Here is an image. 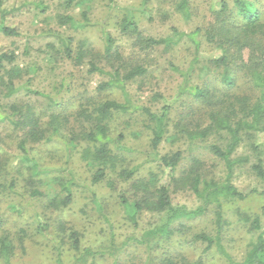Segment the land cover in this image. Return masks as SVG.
Segmentation results:
<instances>
[{
    "label": "trees",
    "instance_id": "1",
    "mask_svg": "<svg viewBox=\"0 0 264 264\" xmlns=\"http://www.w3.org/2000/svg\"><path fill=\"white\" fill-rule=\"evenodd\" d=\"M4 1L0 0L3 20L10 14L3 7ZM108 1L115 6V0ZM168 1L175 12L191 17L189 0ZM88 2L90 0H66L65 6L68 9L89 7ZM211 16L212 20L204 27L190 32L174 29V35L159 39L144 35L133 11L124 13L118 21L121 38L132 42L133 51L128 55L131 62L137 56L135 51H155L162 45L170 51L185 40L194 48L188 69L181 72L179 98L166 102L156 111L134 101L129 90L137 83L142 89L150 69L144 64L130 65L124 56L125 50L112 33L102 30V50L89 39L82 40L75 49L73 39L62 36L59 37L61 49L48 45L54 52L50 56L54 63L48 64L51 70L68 60L77 67L87 64V74L101 79L94 91L80 92L81 101L76 110L71 111L73 105L64 107L51 94L34 92L46 97L52 107L38 112L34 105L10 103L4 106L5 113H0V120L9 119L22 134L18 143L21 165L14 167L10 189L20 195L28 194L38 205L35 215L40 213L45 219L33 229L32 224L20 226L25 223L9 229L3 214L0 215V264H13L19 254H27L34 236L43 239L46 247L55 252L56 264H97L106 257L113 258V264H124L119 253L130 241L145 249L146 264H154L156 258L157 264H202L201 261L188 262L184 254L174 255L165 249L174 237L186 235L193 228L191 223L205 218L210 211L214 214L213 232L194 234L190 245L201 243L204 255L219 252L229 264H264V232L259 233L242 262L230 257L223 241L229 224L227 208L233 209L241 220L251 222L252 230L258 232L262 228L259 214L250 216L235 209V204L258 197L263 200L261 211L264 214V190L255 188L245 193L234 181L246 168L264 180V7L260 0H232V3L220 0L212 7ZM58 18L61 26L77 28L91 24L88 10L83 11L82 21L72 15ZM0 32L5 37L20 35L4 22L0 24ZM204 43L213 47L215 54H203ZM39 69L20 67L14 50H0V94L12 98L22 88L23 77ZM196 74L200 82L194 83ZM32 81L29 79L24 86L30 93L33 91L27 85ZM64 86L63 79L56 87L60 90ZM128 133L140 144L131 145ZM144 135L146 143L142 142ZM82 143L79 153L90 167L91 186L106 182L117 191L119 184H125L118 195L119 205L135 226L145 213L159 217V222L145 230L139 239L130 238L119 244L112 233L106 247L85 248L82 233L64 217L66 209L74 202L75 179L56 177L41 161L44 154L59 150L60 144L72 155ZM164 143L170 147L183 144L186 148L172 149L162 155L160 147ZM141 148L153 156L156 169L140 173L142 165H135L129 159V153ZM204 152L205 158L212 157L224 166V177L212 175L202 156ZM253 155L256 163L252 162ZM9 170L0 159V193L6 186L1 178L9 176ZM165 170L167 183L163 181ZM21 178L25 183L23 193L16 190ZM179 191L193 192L201 205L195 209L176 205L173 194ZM16 228L17 231L11 230ZM157 251L163 255L156 257Z\"/></svg>",
    "mask_w": 264,
    "mask_h": 264
},
{
    "label": "rangeland",
    "instance_id": "2",
    "mask_svg": "<svg viewBox=\"0 0 264 264\" xmlns=\"http://www.w3.org/2000/svg\"><path fill=\"white\" fill-rule=\"evenodd\" d=\"M65 1H4L3 7L10 14L4 20L0 15V24L4 22L6 26L17 29L20 35L17 37H5L0 32V50H14L17 55V65L20 67H31V69L40 67V69L36 72H29L28 75L23 77V80L20 81L22 88L12 98H6L0 94V113L2 115L5 113L4 109L6 107L4 106L10 103L34 105L38 112L52 107L46 97L35 95L34 92L51 94L64 107L73 105L70 108L71 111L76 110L81 101L80 92L83 90L94 91L101 77L88 75L89 66L87 64L77 67L68 60H64L55 69L51 70L52 66L48 64L54 63V59L50 58L54 52L50 50L48 45H56L61 49L62 42L59 37L62 36L73 39L75 49L78 47L76 45L82 40L89 39L96 48L102 50V30L104 29L117 38V44L125 50L124 56L129 60L130 65L144 64L150 69V75H147L146 84L142 89L139 88L138 83L130 86L129 90L132 99L139 104L151 107L155 111L159 110L166 102L169 103L179 98V89L183 81L181 72L188 69L194 57V48L191 43L185 40L179 45H175L174 49L170 51L165 49L163 45L155 51H135L137 56L134 57L132 63L128 58L130 51H133L132 42L121 38L117 27L118 21L123 18L124 13L127 14L129 11H133L135 20L140 24L145 33L144 35L158 39L166 38L174 35V29H178L180 32H190L197 27H204L212 20V7L220 0H189L190 18L175 12L168 0H115V6H111L108 0H90L88 2L89 7H74L72 9H68L65 6ZM227 1L232 3V0ZM260 2L264 7V0H260ZM44 7L48 9L47 12L42 11ZM143 9L144 11H142ZM84 10H88L91 24L77 28L69 25L61 26L59 16L72 15L77 20L82 21ZM150 15L151 17L149 18ZM27 50L29 51L28 53L26 52ZM215 52L216 50L206 43L202 46V53L205 55L210 56L215 54ZM49 60L53 61L50 62ZM171 62L174 65H171ZM31 78L33 81L27 86L33 93H30L24 87ZM196 78H198L197 74L194 76V83L200 82ZM63 79L65 86L58 90L57 87ZM156 92L159 94H156ZM161 94L164 96L163 98L159 96ZM115 97L118 96L115 95ZM164 98L167 100L164 101ZM176 114L177 109L174 116ZM73 118L70 119L72 122L75 120ZM68 133V131H65V134ZM21 135V132L15 129L9 119L3 118L0 120V159L3 160L4 167L8 170L10 169V175L7 176L6 174L1 178V181H4L6 186L0 193V215L3 214L9 229L14 228L15 224L20 225L23 223L25 224L20 226L32 224L31 228H36L40 222H45L44 216H41L40 213L35 215L38 205L31 200L28 194L20 195L10 189L11 180L16 171L15 168L21 165L19 162L21 154L18 149ZM128 141L135 147L140 144V142L133 139L130 133H128ZM142 142L146 143L145 135ZM82 145L83 143L72 155H68L66 149L60 144L59 150L53 151L51 155L49 153L44 154L41 161L42 165L46 169L52 170L56 177L75 179L76 184L73 189L74 202L66 209L64 217L68 220L69 225L82 233V244L85 248L106 247L110 243L112 233L119 244L130 238L139 239L145 230L154 227L159 222V217L145 213L139 220L138 226H135L125 214V209L119 205L118 195L125 187V184H119L117 191L109 188L106 182L91 186L90 167L82 160L79 153L83 147ZM185 148L186 146L183 144L170 147L168 143H164L160 147V153L163 155L172 149L184 150ZM41 150H43L42 147ZM241 152L243 153V150ZM128 155L135 165H142L140 173L157 168V162L151 158L153 156L145 152L143 148L136 153H129ZM202 156L205 158L207 154L204 152ZM205 160L208 170L213 173L212 175L218 178L224 177V166L220 162L212 157H207ZM256 161V156L253 155L252 162L256 163ZM6 162L8 164H5ZM185 164L187 165V161ZM24 171L27 172V170ZM167 175V170H165L163 181H166V183L169 182ZM234 183L245 193L255 188L260 191L264 190V180L257 178L248 168L243 169L239 173ZM24 186L25 183L23 178H21L16 190L23 193ZM173 199L176 205L187 206L189 209H195L201 205L200 200L191 191H179L173 194ZM235 206V209H240V211L246 212L250 216L259 214L262 225L261 230L256 232L252 230L251 222L241 220L233 209L229 210L227 208V213L231 215L227 214L226 216L229 224L223 234L224 245L234 261L242 262L259 233L264 232V214L261 211L263 200L252 196L245 202L235 204ZM38 216L40 217L38 218ZM213 220L214 214L213 211H210L205 218L191 223L193 228L186 235L174 237L165 251L174 255L184 254L188 262L201 261L202 264H229L228 259L221 253L213 251L204 255V247L201 243L196 245L189 244L192 236L200 231L212 233L214 230ZM11 230L14 232L18 229ZM162 255V252H156V257H161ZM119 256V259L124 264H146L148 261L145 249L131 241L119 253ZM113 263V258L106 257L97 264ZM157 263L158 260L156 258L154 264ZM13 264H56V254L46 247L43 239L34 236L30 242L27 254H19L14 259Z\"/></svg>",
    "mask_w": 264,
    "mask_h": 264
}]
</instances>
